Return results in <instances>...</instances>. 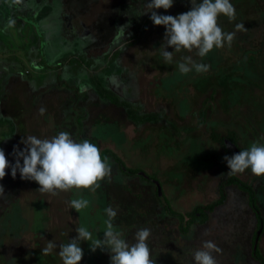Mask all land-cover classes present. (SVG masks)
Here are the masks:
<instances>
[{
  "label": "rangeland",
  "instance_id": "rangeland-1",
  "mask_svg": "<svg viewBox=\"0 0 264 264\" xmlns=\"http://www.w3.org/2000/svg\"><path fill=\"white\" fill-rule=\"evenodd\" d=\"M109 1L108 13L104 9L107 4L99 0L97 8L91 7L94 12L74 18L75 23L80 18L94 24L102 9L108 16L101 14L104 25H112L101 30L106 37L97 42H80L81 50L75 53L81 63H89L81 68H89L91 75L96 73V89L102 84L128 101L138 114L157 118L138 123L129 117L124 106L103 101L97 95L96 105L89 109L91 115L80 125L81 135L87 137L90 132L89 139L101 151L111 149L127 166L158 176L162 191L173 208L185 214L184 219L164 211L156 185L144 175L124 174L112 159L108 160L110 178L100 182L95 192L72 190L58 196L42 194L35 181L21 180L19 172L13 179L9 168L0 181L4 186L0 196V264H62L59 248L49 255L42 254V248L48 241L67 244L77 236L75 229L80 226L86 227L94 239H103L105 209L110 206L117 210L114 228L123 233L127 242L134 243L135 233L141 228L151 230L147 243L156 264H194L193 253L205 241L214 242L221 250L213 252L217 264H260L251 254L257 218L246 192L237 186L228 193L227 202L210 214L205 225L192 224L187 234H182L180 228L181 223L187 225L189 213L197 206L220 196L218 184L229 175L224 157L231 154L212 138L213 130L223 135L234 130L241 151L253 143L264 145V0H230L236 10L235 20L230 22L223 15L218 18L225 33H236L230 47L225 43L204 58L195 52L174 53L171 64H165L161 55L164 26H155L151 13L143 14L148 0ZM191 7V0H174L169 10L156 11L177 16ZM240 23L246 30L236 29ZM1 35L4 40L13 37L6 40L13 46L12 54L21 56L31 49V39L23 37L25 29L14 27ZM111 37L113 41L106 43ZM166 50L174 51L171 47ZM88 54L91 58L82 57ZM189 55L196 63L208 65L209 70L197 73L193 69L181 74L178 63ZM234 72L235 81H230ZM77 88L82 91L86 87L81 84ZM41 96H16L17 102L29 104L30 114L26 116L29 122L18 127L17 136L12 134L9 147H2L10 163L15 162L13 146L24 147L20 144L22 138L50 139L67 131L62 117L64 104L70 105V101L62 97L61 91L47 90ZM74 99L71 112L76 111L77 115H69L73 122L79 118V112L74 110L79 98ZM41 108L46 109L43 115L38 114ZM239 175L255 186L264 215V177L254 176L250 169ZM181 186L188 189H183L186 194L180 196ZM234 191L239 199L234 197ZM77 198L89 201V206L79 213L69 207V202ZM80 247L84 253L80 264H110L109 252H92L87 241H82Z\"/></svg>",
  "mask_w": 264,
  "mask_h": 264
},
{
  "label": "clouds",
  "instance_id": "clouds-1",
  "mask_svg": "<svg viewBox=\"0 0 264 264\" xmlns=\"http://www.w3.org/2000/svg\"><path fill=\"white\" fill-rule=\"evenodd\" d=\"M22 0H12L13 4H19ZM174 0H148L146 11L151 13L150 20L155 26H164V43L161 46V55L165 64L173 62V54L186 51L195 52L200 58L206 57L214 48L220 49L225 43L230 47L236 33H225L218 25L219 16L223 15L234 21L236 10L230 0H191V10L177 16L161 15L157 9L165 11L173 7ZM15 25L14 19H9L6 27ZM236 29H245L244 24H236ZM246 30V29H245ZM171 47L173 52L166 49ZM181 74L193 71L204 73L209 66L196 63L192 56H185L178 63ZM46 109L41 108V115ZM19 145L13 146L12 155L15 162L10 163L5 151L0 148V181L11 169V176L16 178L19 172L20 179L35 181L39 185V192L58 196L61 192L72 190H89L95 192L100 188L102 181L111 176V164L102 158L100 149L88 140L76 142L66 131L45 139L36 136L22 138ZM230 175L243 174L246 170L256 177H264V145L253 143L250 148L232 155L225 156ZM22 161V163H21ZM4 194V186L0 184V196ZM89 206V201L83 198L72 199L69 207L80 212ZM107 219L103 239L93 238L92 233L84 226L75 229L77 236L67 244L57 245L54 241H48L42 248V254H52L59 248L58 255L62 264H80L83 258V250L80 247L82 241L89 242L90 250L97 249L110 253V264H156L151 259V252L147 243L151 230L141 228L135 233L134 243H129L123 238V233L115 230L113 221L117 216V210L111 206L105 209ZM221 250L212 241H205L201 249L193 253L194 264H217L213 252Z\"/></svg>",
  "mask_w": 264,
  "mask_h": 264
},
{
  "label": "crops",
  "instance_id": "crops-1",
  "mask_svg": "<svg viewBox=\"0 0 264 264\" xmlns=\"http://www.w3.org/2000/svg\"><path fill=\"white\" fill-rule=\"evenodd\" d=\"M98 1L99 0H22L23 6L19 7L16 6L17 4H13L12 0H0V148L6 147L7 149L12 134L16 137L18 127L21 125L24 127L25 123L29 122V119L26 118V116L30 114L29 104L25 103L24 105L20 101L17 102L16 96L24 93L30 98L39 99L42 97L41 94L47 90L55 92L61 91L63 94L62 97L70 101V105L69 103L67 106L64 104L63 107L64 115L62 117V122L65 127H67L66 132L72 135V138L80 140V142L88 140L93 143L89 139L90 132L87 137L81 135L82 131L80 125L84 122L83 120H86L89 118V115H91V111L89 110L90 107L96 105L97 95H99V93L96 89V81L94 82L93 79L97 80V75L94 72H92L93 74L91 75V70L89 68L84 67L82 69L78 64L73 63L72 60L77 56V53H75L76 50H81L80 42L82 40L89 43L97 42L102 36L106 37L100 33L101 30L103 31V29L112 26L108 23H105L108 26L104 25L102 16L106 15H104L102 9L99 12L100 14L97 15L98 17L94 24H87L80 18L79 21L75 23L74 18H78L79 14L94 12L91 7L94 5V8H97V5H99ZM100 1L103 2L104 5L107 4V7L104 9L108 10L106 11L108 13L110 1ZM86 4H88V8H86ZM91 9L93 11H91ZM66 14L72 16V20L69 24L66 23ZM106 17L108 18V16ZM109 18L112 21V17L109 16ZM9 19L15 20L14 26L6 27ZM81 22L85 23V25ZM115 25L117 24L115 23ZM14 27L20 30L25 29L26 35L23 37L31 39L29 42L31 49L21 56L12 54L11 50L13 46L6 43V40L13 39V37H4L6 39L4 40L1 35V33L7 34L8 31L11 32ZM91 27H93L94 30ZM85 34L87 38L83 37ZM111 41H113L112 37L111 40L106 41V43L110 44ZM82 57L91 58L89 54ZM78 60H80V58ZM88 65L89 63L86 64V66ZM40 75L41 77L39 78ZM92 82L93 86L91 84ZM81 84H84L86 87L82 91H80L82 88H77V85L79 86ZM94 94L95 96L93 97ZM77 97L79 99L74 103V110L79 112V118L77 121L73 122L69 115L73 114L72 117L77 115L75 113L76 111L71 112V107L75 100L74 98ZM100 99L103 100L101 97ZM59 119H61V117ZM67 124L68 126H66ZM69 129H71V131ZM152 177H157L161 184V179L158 176L153 174ZM221 182L218 184V189ZM181 188L182 190L178 188L180 196L185 193L183 190L185 186H181ZM232 188H235V185L227 187V194H230ZM159 196L161 195L159 194ZM234 197H237L235 191ZM237 199H239V197H237ZM160 200L163 204L167 201L166 199L164 201L162 199ZM180 230L182 234L190 232V229L186 233L181 228ZM262 242L264 243V232L262 235ZM258 247L264 254V244H259ZM251 254L253 255V251H251ZM258 262L260 263V261Z\"/></svg>",
  "mask_w": 264,
  "mask_h": 264
},
{
  "label": "trees",
  "instance_id": "trees-1",
  "mask_svg": "<svg viewBox=\"0 0 264 264\" xmlns=\"http://www.w3.org/2000/svg\"><path fill=\"white\" fill-rule=\"evenodd\" d=\"M79 58H80L79 56L78 57L76 56L72 60V62L75 64H78L79 67L85 66L87 64V62L81 63V59L78 60ZM235 75H236V73L234 72L230 76L233 77ZM238 76H240V75H238ZM262 77L263 76H261V78ZM234 79H235V77L230 78V81H235ZM97 92L99 93L100 97L103 100L112 102L116 105L124 106L127 109L129 117L132 118L136 122L150 121V120H154L157 118V115H147V114L146 115H140V114H138L136 109L132 108L131 104L128 101L122 100L115 92H113L110 89H107L102 84H99L97 86ZM211 136L216 142L220 143V145L222 144V146L224 148H226V145H225L226 139H230L231 141H233L234 143L237 144V140L239 137L238 133H236L234 130H231L230 132H228L225 135H223L222 133H220L216 130H213ZM100 153H101L102 158L106 159L107 161L109 159H112L113 161H115L119 165V167L121 168L122 172L126 175H130V176L139 175L140 172L143 171L142 169L131 168V167L127 166L125 164V162L123 161V159L121 158V156H119L116 152H114L111 149H104L102 151L100 150ZM231 185H235L239 189H241L242 191L246 192V194L248 196L249 204L251 206V209H253V211H254L253 213H255L257 221L259 223V227H262V222H264V215H263V211H262V209L258 203L257 193H256L257 191H256L255 186H253L248 181L244 180L242 177H240L239 174H236V175H230L229 174L228 177L225 180H223L220 184V187H219L220 196L216 200H214L213 202L207 204V206L205 207V209L208 210L207 214H205V217L200 219V220L198 219L196 211H201L202 206L197 207V208H195L194 211L189 213L190 215H192V219L187 223V225H183V223H181V229L186 233L187 231H189L192 224H194L196 222L204 223V222L208 221L210 214H212L211 212L213 210H215L216 207L226 203L227 198H228L227 187L231 186ZM262 190H264V185L262 186ZM163 205L165 207V211L168 214H170L171 216L178 217L180 220L183 221L185 214L180 213L179 211L175 210L173 208L172 204L170 203V201H166ZM254 239H256V235H255ZM254 242H255V240H254ZM253 255L258 261H260L261 264H264V254L260 251L259 247H257L256 249H253Z\"/></svg>",
  "mask_w": 264,
  "mask_h": 264
},
{
  "label": "flooded vegetation",
  "instance_id": "flooded-vegetation-1",
  "mask_svg": "<svg viewBox=\"0 0 264 264\" xmlns=\"http://www.w3.org/2000/svg\"><path fill=\"white\" fill-rule=\"evenodd\" d=\"M16 6H19V7H21V6H23V3L21 2V3H19V4H17ZM66 16V15H65ZM66 19H67V23L69 24L70 23V21L72 20V16L70 15V14H68V16H66ZM82 24H84L85 25V23H82ZM86 36V34L85 35H83V37H85ZM238 147H239V145H238ZM240 148V147H239ZM225 150L228 152L229 150L227 149V148H225ZM240 151H241V149H240ZM229 153L232 155V153L229 151ZM227 171H229V168H228V170ZM229 174V173H228ZM139 175H141V174H139ZM146 177V176H145ZM146 179L147 180H149V182H151L152 184H154V185H156V192H157V195L159 196V190H158V186L159 185H157V181H158V178L157 177H152V176H149V177H146ZM219 195H220V193H219ZM218 195V196H219ZM159 198L160 199H162L163 201L166 199L167 201H170L169 199H168V197L166 196V194H165V192H163V194L161 195V196H159ZM211 202H213V201H211ZM211 202H208L207 204H209V203H211ZM207 204H201V205H199V206H197V207H201L202 206V210L201 211H196V214H197V217H198V219L200 220V219H202V218H204L205 217V214H207V212H208V210L207 209H205V207L207 206ZM221 206V205H220ZM196 207V208H197ZM219 207V206H218ZM217 208V207H216ZM195 210V209H194ZM193 210V211H194ZM216 210V209H215ZM215 210H213L211 213H213ZM191 213V212H190ZM192 219V215H189L188 217H187V222H189L190 220ZM208 221H206V222H204V223H202V222H196V223H194L193 225H196L197 227L198 226H202V225H205L206 223H207ZM261 230V233H260V238H259V242H258V245L260 244V241L262 240V235H263V232H264V222H262V227H259V223H257V229L255 230V232H254V236L252 237V245L254 246V244H255V242H254V240H256V239H254V237H255V235H256V237H257V234H258V231H260ZM254 249V248H253Z\"/></svg>",
  "mask_w": 264,
  "mask_h": 264
},
{
  "label": "water",
  "instance_id": "water-1",
  "mask_svg": "<svg viewBox=\"0 0 264 264\" xmlns=\"http://www.w3.org/2000/svg\"><path fill=\"white\" fill-rule=\"evenodd\" d=\"M225 145H226V148L234 155L236 153H238L240 151V148L238 147V145L236 143H234L233 141H231L230 139H226L225 140ZM141 175H144L146 177H149V175L144 172V171H141L140 172ZM157 185L158 186V189H159V194L162 195V185L160 184L159 181H157ZM260 233H261V230L258 231V234H257V237H256V240H255V244H254V249H256L258 247V242H259V238H260Z\"/></svg>",
  "mask_w": 264,
  "mask_h": 264
}]
</instances>
